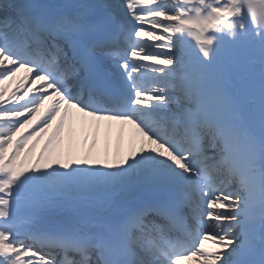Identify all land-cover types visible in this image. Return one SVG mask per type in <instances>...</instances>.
Segmentation results:
<instances>
[{
	"label": "snow or ice",
	"instance_id": "snow-or-ice-1",
	"mask_svg": "<svg viewBox=\"0 0 264 264\" xmlns=\"http://www.w3.org/2000/svg\"><path fill=\"white\" fill-rule=\"evenodd\" d=\"M0 264H264V0H0Z\"/></svg>",
	"mask_w": 264,
	"mask_h": 264
},
{
	"label": "bare ground",
	"instance_id": "bare-ground-1",
	"mask_svg": "<svg viewBox=\"0 0 264 264\" xmlns=\"http://www.w3.org/2000/svg\"><path fill=\"white\" fill-rule=\"evenodd\" d=\"M15 84H16V81L14 80V81L6 84L5 87H6V89H8L10 91L11 88L15 87ZM113 136H112V147L114 149L116 147L117 143H118V137H119V128H118V126H114Z\"/></svg>",
	"mask_w": 264,
	"mask_h": 264
}]
</instances>
